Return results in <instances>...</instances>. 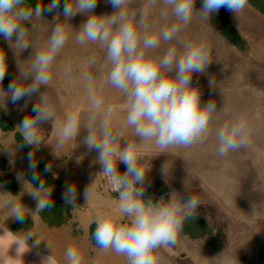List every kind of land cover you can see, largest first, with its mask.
I'll return each instance as SVG.
<instances>
[{"label": "rangeland", "instance_id": "rangeland-1", "mask_svg": "<svg viewBox=\"0 0 264 264\" xmlns=\"http://www.w3.org/2000/svg\"><path fill=\"white\" fill-rule=\"evenodd\" d=\"M41 4V16L33 14L25 23L28 35L23 49L12 41L0 40V56H5L9 70L8 81L0 82V116L5 115L21 133L18 126L25 117L33 116V105L38 103L40 93H45L53 108L52 119L42 123L38 135L42 142L38 149L33 146V156L23 151L14 141L13 134L0 131V176L8 173L17 180L18 193L13 196L0 183V222L13 227L15 219L7 205L18 206L32 222L30 231L17 230L41 241L37 247L44 249L59 263L68 264L65 253L68 248L77 250L81 264H127L125 257L111 250L105 252L94 248L88 239V226L96 216L106 211L118 209L119 190L112 177L103 173L98 162V153L89 151L84 138L90 117L95 110L88 99L84 75L92 77L95 93L102 99L101 115L111 107L114 114L110 126L122 132L121 148L127 140L139 142L132 128H122L129 107L126 97L106 83L110 65L105 60V50L98 44L76 43L78 31L87 21L88 14L77 13L65 21L63 10L47 11L50 3L37 0ZM75 0H70L74 3ZM145 0H130L129 12H139ZM203 0H195L194 9H202ZM115 9L107 0H97L96 15H111ZM165 11L163 0L150 10L149 32L152 24L170 25L174 17L168 9V18H162ZM231 21L246 42L245 51H240L223 39L212 26L218 21L217 12L208 19L203 13H194L190 23L183 28L179 39L183 42L207 43L211 50L212 62L203 74H192V86L202 93L201 103L214 101L217 112L209 125V135L202 143L190 147L158 148L154 141L141 145L140 166L147 171L145 187L155 181L168 185L169 195L178 194L182 201L196 196L202 215L210 225L220 227L224 233V246L216 252L209 245V238L191 240L180 232L175 247L162 248L158 253L159 264H264V15L248 4L238 12L226 10ZM56 23L67 25L68 40L51 66V80L47 86L41 85L39 92L16 103L11 101L9 85L22 81L20 68L30 70L36 52L43 49ZM175 44V41L171 42ZM161 42L158 54H163L171 46ZM94 61V63H92ZM210 81L212 82L210 84ZM79 114L80 132L76 138L59 145L60 130L68 114ZM244 117L250 128L249 145L218 155L217 131L225 123L237 117ZM34 158L44 161V168L51 166L49 174L58 181L51 188V199L64 200L66 186L76 188L74 210L71 220L58 228H49L41 222L36 212L37 200L31 192L34 188L27 180ZM117 163V170L121 168ZM125 166V165H124ZM18 177H20L18 179ZM92 195L85 198V190ZM47 199V192L41 193ZM51 247H50V246Z\"/></svg>", "mask_w": 264, "mask_h": 264}, {"label": "clouds", "instance_id": "clouds-1", "mask_svg": "<svg viewBox=\"0 0 264 264\" xmlns=\"http://www.w3.org/2000/svg\"><path fill=\"white\" fill-rule=\"evenodd\" d=\"M60 0H52L47 11L59 6ZM115 9L111 15H96L97 0H66L63 7L65 21L77 13L88 14L76 37V43L86 42L98 44L105 50V60L110 65L106 83L117 89L127 99V115L122 128H132L137 140H127L121 148L122 132L110 126L114 110L109 107L101 115L103 101L95 93L92 77L85 73L88 82L87 91L91 107L95 110L84 128L87 135L84 144L89 151L98 153V162L103 173L112 177L119 190V206L117 210L106 211L96 216L93 224L95 230L92 238L97 247L107 252L111 250L118 256L125 257L127 264H159L158 253L162 248L175 247L178 234L184 224L196 213L199 202L196 196L187 200L173 192L167 199L159 202L144 198L146 172L139 164L141 145L154 141L155 145L167 150L171 147H190L202 143L209 135V125L217 112L214 101L201 103V91L192 86V74H203L212 62L211 50L204 41L183 42L179 34L186 27L194 13H203L204 18L218 12L221 8L234 13L242 11L248 0H203L202 9H194L195 0H163L165 11L162 18H168L171 11L174 22L170 25L152 24L153 32H149L148 17L151 9L157 6V0H145L139 12H129L130 0H107ZM41 4L34 10L24 7V0H0V36L12 41L16 36V44L23 49L29 46L24 43L28 30L24 26L33 14L41 16ZM67 25L56 23L43 49L35 53L30 70L20 68L22 81H14L9 85V93L13 103L39 92L40 86H47L51 80V66L58 53L68 40ZM175 41V44L171 42ZM161 42L171 44L163 54L157 50ZM94 63V61H92ZM7 70L5 56H0V82ZM212 82L210 81V84ZM3 107V106H0ZM33 116H27L18 126L25 144L38 149L42 139L38 135L40 125L52 119L53 108L45 93H40L38 103L33 105ZM79 114L67 115L60 130L59 145L73 138L80 132ZM251 128L244 117H237L225 123L216 133L219 148L218 155L225 156L229 152L249 145ZM32 157L33 153H29ZM125 165L126 171L121 175L117 163ZM34 167V165H32ZM46 166L45 171H50ZM20 177H18L19 179ZM38 187L31 192L37 200L36 212L51 209V188L38 175ZM47 192V199L41 198ZM92 192L88 187L85 198L89 200ZM76 188L66 186L65 202L73 204ZM13 217L23 222L25 213L18 206L9 202ZM8 231V230H7ZM6 232V229H5ZM34 234L15 241V255L0 252V264H17L21 260L22 249ZM41 243L35 240L33 246ZM50 246V245H49ZM51 247V246H50ZM68 264H81L77 250L68 248L65 253ZM52 255L44 258L42 264H50Z\"/></svg>", "mask_w": 264, "mask_h": 264}, {"label": "trees", "instance_id": "trees-1", "mask_svg": "<svg viewBox=\"0 0 264 264\" xmlns=\"http://www.w3.org/2000/svg\"><path fill=\"white\" fill-rule=\"evenodd\" d=\"M47 1L49 3L52 2V0ZM65 2L66 0H60L59 6L56 9L63 10ZM247 4L259 14L264 15V0H248ZM36 6H39L37 0H24V7L34 10ZM217 14L218 21H212L211 24L217 29L218 34L238 50L245 51L246 42L233 25L226 9L221 8ZM0 46H5V42L3 40H0ZM8 76L9 70L7 68L5 77L2 81L3 83L8 81ZM0 131L12 133L14 141L23 151L33 153V147L24 143L21 133L15 128V125L5 115L0 116ZM32 165H34V167H32ZM44 166V161L41 158H34L32 160L27 180L33 188L38 187L39 184L38 180H33L34 175H38L40 179L45 182V187L50 188L58 184V181L53 179L48 171H45ZM119 167L121 168L120 174L123 175L126 171V167L122 164H120ZM0 183L3 189L10 195L15 196L17 194V180L11 173L6 174L5 176H0ZM168 195V185L163 181H155L152 186L145 187V199H152L154 202H159L161 198L167 199L169 197ZM51 203V209H45L42 212H38L41 222L49 228H58L66 225L71 220L74 206L60 199H51ZM31 228L32 222L29 216L25 214V218L22 223L18 222L17 220L15 221L12 231H29ZM94 230L95 224L92 222L88 226V239L94 248L100 249L97 247L95 240L92 238V233ZM181 232L191 240H202L209 238V245L216 252L220 251L224 246L223 230L218 226L210 225L208 222H206L202 215V209L200 206L198 207L194 216L185 222Z\"/></svg>", "mask_w": 264, "mask_h": 264}, {"label": "crops", "instance_id": "crops-1", "mask_svg": "<svg viewBox=\"0 0 264 264\" xmlns=\"http://www.w3.org/2000/svg\"><path fill=\"white\" fill-rule=\"evenodd\" d=\"M26 237L27 236L18 231H12V227L0 222V252H8L9 255H15L16 244L14 242ZM28 244L30 246L29 250H27V246L21 250L22 253L25 252L21 255V260L17 261V264H42L44 258L51 256L41 247L33 246L31 238L29 239ZM50 264L59 263L52 257Z\"/></svg>", "mask_w": 264, "mask_h": 264}]
</instances>
